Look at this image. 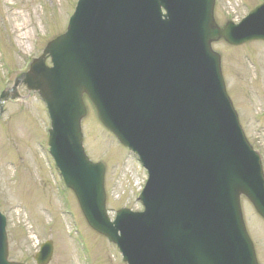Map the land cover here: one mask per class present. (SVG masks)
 <instances>
[{"label": "water", "instance_id": "1", "mask_svg": "<svg viewBox=\"0 0 264 264\" xmlns=\"http://www.w3.org/2000/svg\"><path fill=\"white\" fill-rule=\"evenodd\" d=\"M213 5L79 0L67 32L44 51L53 67L43 66V56L15 82L46 102L50 153L66 186L89 225L128 264H257L239 197L264 218V179L225 97L210 43L264 40V5L224 29L213 22ZM83 94L147 167L143 214L120 211L109 223L103 167L92 165L81 147ZM221 112L228 118L215 119ZM4 228L0 215V264H18L7 261ZM51 250L50 242L42 245L37 264H46Z\"/></svg>", "mask_w": 264, "mask_h": 264}, {"label": "rangeland", "instance_id": "2", "mask_svg": "<svg viewBox=\"0 0 264 264\" xmlns=\"http://www.w3.org/2000/svg\"><path fill=\"white\" fill-rule=\"evenodd\" d=\"M262 1L215 0V20L219 25L228 20L238 22ZM75 3L76 0H0V89L5 84L11 89L14 79L26 71L27 61L41 55L47 42L64 33ZM212 47L221 56L228 93L264 169V43L250 42L233 48L219 41ZM43 63L50 65L49 59ZM15 96L18 98L5 103L0 119V211L7 221L9 260L35 264L33 256L40 244L50 240L53 253L47 264H85L79 245L91 262L87 264H123L117 250L86 225L74 196L63 191L47 147L40 146L49 127L44 105L24 86L16 89ZM86 108L83 146L91 161L105 165L110 217L119 208L140 210L137 195L146 172L105 131L88 103ZM241 210L257 259L264 264V222L245 199L241 200ZM71 216L76 221L77 241L76 235L70 234Z\"/></svg>", "mask_w": 264, "mask_h": 264}]
</instances>
